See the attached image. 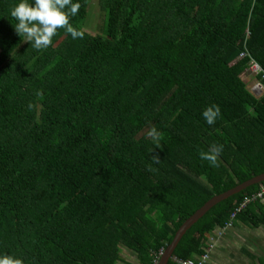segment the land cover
Here are the masks:
<instances>
[{
  "label": "trees",
  "instance_id": "16d2710c",
  "mask_svg": "<svg viewBox=\"0 0 264 264\" xmlns=\"http://www.w3.org/2000/svg\"><path fill=\"white\" fill-rule=\"evenodd\" d=\"M16 2L0 0V253L121 264L123 246L154 264L204 202L264 173V92L242 79L253 60L264 85V0H98L96 33L80 0L83 37L58 29L41 51L15 33ZM217 143L211 167L198 152ZM261 184L212 206L167 264L202 254L228 221L264 228V194L230 218Z\"/></svg>",
  "mask_w": 264,
  "mask_h": 264
},
{
  "label": "clouds",
  "instance_id": "9594fccd",
  "mask_svg": "<svg viewBox=\"0 0 264 264\" xmlns=\"http://www.w3.org/2000/svg\"><path fill=\"white\" fill-rule=\"evenodd\" d=\"M80 9V0H17L9 10V15L16 22L13 28L15 33L19 37L23 36L24 41L30 43L33 49L41 51L52 44L58 29H63L73 39L83 37L84 32L70 23ZM200 115L207 125H213L221 115L220 107L210 104ZM146 135L155 144H159L163 138V133L155 126L150 127ZM222 151L223 145L217 143L207 151H199L198 156L200 160L207 161L209 166L215 167ZM152 159L159 162L157 155H152ZM0 264H24V261L18 256L0 253Z\"/></svg>",
  "mask_w": 264,
  "mask_h": 264
},
{
  "label": "rangeland",
  "instance_id": "374dc122",
  "mask_svg": "<svg viewBox=\"0 0 264 264\" xmlns=\"http://www.w3.org/2000/svg\"><path fill=\"white\" fill-rule=\"evenodd\" d=\"M97 1L98 0H90L89 21L87 25L89 30L95 33L100 31L104 16V13L100 9ZM242 79L246 83V88L255 97H259L264 92L258 91V88H256L255 83L259 80L256 78V74L254 72H251L249 69L242 74ZM230 229L231 230L227 229L226 233L228 232L230 234V239H235L233 244H229L231 246L230 253H235L233 257L238 258V260H235L233 264H246L247 261L250 264L262 263V256H264V239H261V237L264 236V228L262 226L252 228L243 224H237L233 225V227ZM220 236H223V234H221ZM224 239L228 238L224 237ZM242 249L246 250L251 255H247L242 251ZM120 254L124 259L121 264H137V257L127 248L121 246ZM227 257L228 260H230V255H227ZM210 263L218 264L215 256L211 258Z\"/></svg>",
  "mask_w": 264,
  "mask_h": 264
},
{
  "label": "water",
  "instance_id": "95a60500",
  "mask_svg": "<svg viewBox=\"0 0 264 264\" xmlns=\"http://www.w3.org/2000/svg\"><path fill=\"white\" fill-rule=\"evenodd\" d=\"M264 181V173L259 174L257 176H254L240 184H237L236 186L220 193L217 195L212 196L210 199H208L206 202L203 203L196 211H194L193 214H191L189 217H187L181 225L177 228V230L174 233V236L171 240V242L165 247L162 255L160 256L158 260V264H167V261L169 258H171L172 253L178 244L181 237L184 235V233L194 224L197 222L198 219H200L212 206L217 204L218 202L228 198L229 196L240 192L241 190L245 189L248 186L261 183Z\"/></svg>",
  "mask_w": 264,
  "mask_h": 264
},
{
  "label": "built area",
  "instance_id": "2783aa9c",
  "mask_svg": "<svg viewBox=\"0 0 264 264\" xmlns=\"http://www.w3.org/2000/svg\"><path fill=\"white\" fill-rule=\"evenodd\" d=\"M251 72H254L257 74L261 69L260 67H257V63L253 60L250 61V65L248 68ZM256 88H258V91H264V85L261 82L255 83ZM264 194V185H260L259 191L251 196V198L246 197L243 202L230 214V218L232 219L236 213V211H239L246 203H248L250 200L253 199H262V196ZM230 220V219H229ZM231 226L230 222H226L223 226H217L213 230V232L209 235L210 237L207 239V247H205L204 252L200 255H196L193 258H187V259H177L174 258V260L177 262V264H207L209 261V252L212 249V247L215 245V237H220L221 234L225 232L226 229H228ZM224 231V232H223ZM163 251L162 249L159 250L158 254L155 256L154 264H158V260L160 256L162 255Z\"/></svg>",
  "mask_w": 264,
  "mask_h": 264
},
{
  "label": "crops",
  "instance_id": "0c3cea01",
  "mask_svg": "<svg viewBox=\"0 0 264 264\" xmlns=\"http://www.w3.org/2000/svg\"><path fill=\"white\" fill-rule=\"evenodd\" d=\"M229 230H231V229H229ZM226 231H227V229L225 230V232L223 231L224 232L223 236L214 238V239H216L215 243H214L215 245L212 247V249L209 252V254H210L209 259L211 260V258L213 256H215L218 264H233V262L235 260H238V258L233 257V255L235 253H230V247H231L230 245H231V243L233 244L235 239H230V234L228 232L226 233ZM209 235H208V238L210 237ZM224 237H227L228 239H224ZM261 239H264V236H262ZM228 251H229V253H228ZM227 255H230V260H228ZM210 260L208 261V263L212 264V263H210ZM259 260H261V259H259ZM262 261L263 262L259 263V264H264V256H262ZM215 264H217V263H215ZM246 264H250V263L247 261ZM252 264H255V263H252Z\"/></svg>",
  "mask_w": 264,
  "mask_h": 264
}]
</instances>
